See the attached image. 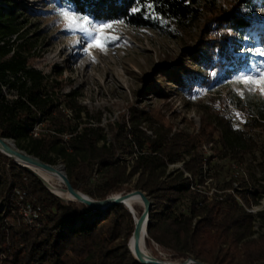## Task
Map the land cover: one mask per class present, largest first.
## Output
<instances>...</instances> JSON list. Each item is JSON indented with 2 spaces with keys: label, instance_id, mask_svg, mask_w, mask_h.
I'll return each mask as SVG.
<instances>
[{
  "label": "trees",
  "instance_id": "obj_1",
  "mask_svg": "<svg viewBox=\"0 0 264 264\" xmlns=\"http://www.w3.org/2000/svg\"><path fill=\"white\" fill-rule=\"evenodd\" d=\"M54 1L98 22L125 20L131 25L148 26L162 21L185 34L201 30L206 14H215L218 23L211 31L218 27L231 35L209 38L167 71L161 67L153 71L156 79L178 85L188 93L199 84L209 85L210 72L216 70L227 77L250 63L249 55L241 51L244 33L253 22L236 11H217L214 0ZM263 2L245 1L244 7L262 6ZM9 14L0 12L2 138L12 140L18 149L44 163L57 165L61 160L72 187L93 200L134 190L144 192L153 202L147 240L174 257L205 264H264V236L251 237L252 218L234 197L223 194L207 201L190 188L203 184V166L211 162L194 150L197 142L214 140L224 159L235 160L254 147L243 130L233 129L229 121L219 119L214 139L215 132L204 130L207 123L203 121L195 139L182 133L171 134V129L162 123L155 128L152 115L140 111L116 125V131L110 124L113 135L109 141L99 125L100 114H90L79 104L77 90L60 97L55 87L48 86L46 75L29 67L25 51L30 44L19 33L14 9ZM14 35L22 41L20 44L10 42ZM252 41L248 42L251 48L257 43L254 38ZM189 62L204 69L206 78L195 72ZM4 87L15 91L11 99L3 93ZM143 87L147 93L164 97L155 80H146ZM144 122L149 124L151 135L141 130ZM36 125H44V132L34 136ZM261 126L264 107L253 118L251 127ZM125 156L131 157L130 161L123 159ZM177 162L182 167L170 171L169 166ZM207 177L212 178L208 171ZM220 188L230 189L231 181L223 182ZM17 191L26 192V199L41 208L32 225L6 223L7 219H17ZM242 197L248 202L247 197ZM0 204V255H5V264H138L127 248L134 225L123 205L111 207L104 215L73 202L65 205L35 175L2 153Z\"/></svg>",
  "mask_w": 264,
  "mask_h": 264
},
{
  "label": "rangeland",
  "instance_id": "obj_2",
  "mask_svg": "<svg viewBox=\"0 0 264 264\" xmlns=\"http://www.w3.org/2000/svg\"><path fill=\"white\" fill-rule=\"evenodd\" d=\"M245 1L250 0H214V4L217 11H236L253 22L252 28L244 33L245 41L241 51V54L249 55V66L227 77L216 70L210 72L209 85L199 84L191 93L178 85L156 79L153 71L156 67L167 71L183 56L188 58L191 51L196 50L205 40L229 35V31L218 27L211 31L218 23L215 14H206L202 19L201 30L185 34L175 31L162 21L158 25L148 26L131 25L125 20L98 22L75 13L65 5H57L54 0H0V12L9 16L14 9L19 33L30 44L25 51L29 57V67L46 75L48 86L55 87V92L60 97L77 90L80 93L79 104L90 114H100L99 125L109 141L113 135L109 131L110 124L116 131V125L127 122L132 114L140 111L152 115L156 120L155 128L162 123L171 129V134L182 133L195 139L203 128V121L207 123L204 130L215 132L218 128L217 120L224 119L230 122L233 129L245 132L246 138L254 143L253 149L235 160L224 159L214 140L197 142L194 150L205 159H211L206 172L212 176L217 186L221 187L223 182L230 180V164L236 162L240 164L239 170L246 172L253 189L260 192L256 180L264 174V126H251L253 118H257L258 111L264 107V95L260 93L258 86L257 90L250 91L248 86L239 82V78H258L264 72V55H260L264 52V2L262 6L249 4L246 8ZM61 11L86 17L91 21L85 25L90 32L95 30L98 23L111 24L113 27L106 30L105 34L120 39L108 42L103 50L92 47V41L85 33L66 27ZM253 38L257 43L251 48ZM12 41L17 44L22 42L15 35L10 37V42ZM189 64L195 72L206 78L204 69L192 62ZM148 79L159 84L164 97L145 91L143 86ZM3 93L11 99L15 91L4 87ZM69 112L66 110L68 115ZM148 126L144 122L140 128L151 135ZM207 126L209 127L206 128ZM41 128L44 125L39 126L38 132H44ZM216 137L215 132L214 139ZM189 152L192 153L193 150ZM184 157L188 159L187 154ZM123 159L130 161L131 157L125 156ZM58 165L63 166V162L58 160L56 166ZM181 167L182 163L177 162L170 165L169 170ZM237 183H241V186L244 184L241 178L237 179ZM211 187L205 186L206 191L210 192ZM60 200L65 205L72 202ZM73 203L82 206L77 202ZM187 205L186 202L184 208ZM0 207L2 208V204ZM133 210L140 215L143 208L136 205ZM21 214L17 211V219H7L6 223L19 226L24 222ZM145 247L157 260H184L148 241L147 237ZM4 259L5 255L1 254L0 264H5Z\"/></svg>",
  "mask_w": 264,
  "mask_h": 264
},
{
  "label": "water",
  "instance_id": "obj_3",
  "mask_svg": "<svg viewBox=\"0 0 264 264\" xmlns=\"http://www.w3.org/2000/svg\"><path fill=\"white\" fill-rule=\"evenodd\" d=\"M0 143L6 152V153H3L0 151V153H2L3 155H5L11 160H13L11 156H15L28 164L34 165L46 171H52L55 167V165L44 163L39 158L33 155H30V154H27L26 152L18 149L12 140L5 139L0 136ZM13 161L19 166H21L22 168L30 171L33 175H35L43 183V185L52 194H54L52 191V186L46 180H44L41 176H39L36 172L32 171L31 169L20 165L15 160ZM62 184L64 186V190L70 196L75 198L78 201L77 203L82 204L92 210L100 211L103 213V215L106 213L107 210H109L111 207L116 206V205H123L127 209V211L131 214L133 225H134L132 235L129 238L128 243H127V248L129 252L131 253L132 257L134 258V260L138 264H187L190 262H193L194 264H205V263H202L200 261H197L191 258L185 259L182 262H175V263H167V262L160 261V260L153 259V258H143V256L140 253V249H139V240H140L143 225H144V234H146V237H147V224L149 222V214L153 208V202L149 199V197L144 192L140 190H134L131 192H122L116 195H111L103 200H93L88 195L74 189L71 183L69 182L65 172L62 174ZM132 194L139 195L144 204L143 210L141 214L138 215V218L135 217V212H133L130 209V207L125 203V200L128 199L130 195ZM54 195L58 197L59 199H61L56 194Z\"/></svg>",
  "mask_w": 264,
  "mask_h": 264
},
{
  "label": "built area",
  "instance_id": "obj_4",
  "mask_svg": "<svg viewBox=\"0 0 264 264\" xmlns=\"http://www.w3.org/2000/svg\"><path fill=\"white\" fill-rule=\"evenodd\" d=\"M40 125H36L33 131V135H38V129ZM67 138V136H65ZM239 165L236 162H231L230 171H231V188L230 189H221L217 186L216 182L207 177L206 166H203L202 175L204 178V182L201 185L193 187L190 186L191 189H196L197 192L204 195L207 201L212 200L213 198H220L223 194H231L234 199L240 204V206L244 209V211L249 214L252 218L251 222V231L252 238H258L260 236H264V194L262 193V187L264 186V181L260 176L259 179L256 180L257 187L260 188V192L258 190H254L252 185L248 182L246 172L243 170H239ZM185 176L190 178V175L185 173ZM241 178V181L244 182L243 186L241 183H237V179ZM211 185V190L206 191L205 186ZM245 187V188H242ZM245 192V194H242ZM254 196L251 197V196ZM242 196L248 198V202H246ZM16 204L18 206V211L22 213L23 221L26 225H32L38 216L41 214V208L38 206H33L31 202L26 199V192L17 191L16 192Z\"/></svg>",
  "mask_w": 264,
  "mask_h": 264
},
{
  "label": "snow or ice",
  "instance_id": "obj_5",
  "mask_svg": "<svg viewBox=\"0 0 264 264\" xmlns=\"http://www.w3.org/2000/svg\"><path fill=\"white\" fill-rule=\"evenodd\" d=\"M147 7H151V5H147ZM138 9L134 8L133 11H137ZM60 15L64 18L66 27L70 29H76L86 34L92 41V47L100 48L103 50L107 43L110 41H115L120 39L116 36L106 35V30H109L113 27V25L108 23H98L95 26L94 31H89L88 28L85 26L86 24H90L86 17L81 18L71 14L69 11H61ZM260 55H264V52H261ZM239 82L248 86L250 91L257 90V86L259 91L262 95H264V72L259 74L258 78L252 76H244L239 78ZM243 94V93H241Z\"/></svg>",
  "mask_w": 264,
  "mask_h": 264
},
{
  "label": "bare ground",
  "instance_id": "obj_6",
  "mask_svg": "<svg viewBox=\"0 0 264 264\" xmlns=\"http://www.w3.org/2000/svg\"><path fill=\"white\" fill-rule=\"evenodd\" d=\"M12 143V142H11ZM0 151L3 153H6L3 146L0 143ZM13 160H15L17 163L20 165L27 167L31 169L32 171L36 172L39 176H41L44 180H46L51 186H52V191L54 194L59 196L62 200L64 201H72V202H78L75 198L70 196L65 190L64 186L62 184V174L65 172L64 166L58 165L54 167L52 171H46L42 170L34 165L28 164L19 158L15 156H11ZM116 195V194H115ZM70 199V200H68ZM125 203L130 207V209L135 212V217L138 218V215L136 211L133 210V207L138 205L141 208H143L144 204L142 199L140 198L139 195H130L128 199L125 200ZM145 239H146V234H144V225L142 226V232L139 240V249L140 253L143 256V258H153L155 259L146 249L145 247ZM167 263H175V262H168L164 261ZM182 262V261H180ZM187 264H194L193 262L187 263Z\"/></svg>",
  "mask_w": 264,
  "mask_h": 264
}]
</instances>
